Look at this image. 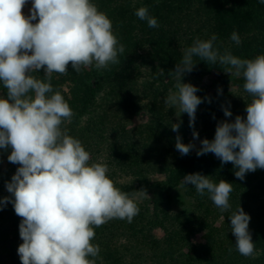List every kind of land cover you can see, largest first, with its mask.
<instances>
[{"label":"clouds","instance_id":"9594fccd","mask_svg":"<svg viewBox=\"0 0 264 264\" xmlns=\"http://www.w3.org/2000/svg\"><path fill=\"white\" fill-rule=\"evenodd\" d=\"M28 3L0 0V84L6 89V95H0V149H11L7 159L19 165L6 183L11 196L0 199V208L12 203L22 218L23 243L17 249L21 264H96L100 247L92 243L95 228L113 219L131 222L139 213L137 198L147 194L121 191L106 164L90 162L82 142L62 128L74 112L51 79L53 73L66 75L69 65L80 73L89 66L103 70L119 64L125 47L111 19L92 0H31L30 15H25L22 9ZM135 15L149 28L160 26L147 6L136 9ZM217 39L216 34L206 40L196 38L184 50L168 72L176 90H169L165 104L178 109L177 117L187 113L193 139H198L195 114L203 100L196 95L198 87L183 82L197 63L194 58L242 75L243 89L251 96L246 119L237 115L234 122H219L214 139H203L196 154L212 153L222 164L232 163L237 169L234 175L244 180L247 173L264 169V54L242 59L228 49L221 53L215 47ZM230 39L241 44L236 31ZM41 69L43 78L33 75ZM222 108L225 117L232 116L229 108ZM181 123L172 124V131L178 133ZM195 147L176 136L175 148L181 155ZM188 185L200 196L208 194L221 211L231 207L232 183L191 173L181 181V187ZM229 218L236 251L255 257L250 215L239 205Z\"/></svg>","mask_w":264,"mask_h":264},{"label":"trees","instance_id":"16d2710c","mask_svg":"<svg viewBox=\"0 0 264 264\" xmlns=\"http://www.w3.org/2000/svg\"><path fill=\"white\" fill-rule=\"evenodd\" d=\"M98 9L105 12L113 23V28L125 52L119 56L120 63L109 65L107 69L97 70L94 66L82 68L76 73L69 65L68 73H53L51 83L61 91L69 103L74 116L65 122L62 128L72 137L78 138L91 155L90 162L105 161L109 177L115 186L129 194L140 190L148 191L153 186L156 197L151 201L152 212L138 204L139 213L128 222L126 219H113L95 228L93 244L100 247L96 264H137L126 262L125 253H132L129 247L117 245L120 240H135L142 250L151 251L156 257L168 258L176 262L173 255L187 248L188 264H264V169L246 174L244 180L238 179L237 170L232 163L222 164L214 154L202 156L181 155L175 148V139L179 134L185 143L189 127V116L184 113L179 132L171 129V115L165 113L158 102L161 94L160 79L172 78L168 75L176 63L183 57L184 50L190 47L196 38L208 39L216 34L215 47L223 53L225 49L242 59H252L264 54V4L260 0H92ZM147 6L149 13L157 18L159 27L149 28L146 21L140 20L135 11ZM236 31L241 44L236 45L230 36ZM145 50L147 63L150 65V82L144 92L152 98L150 101V119L148 123L135 128L132 133L123 130L122 121H112L107 113L111 98H121L123 87L131 75L138 70L139 46ZM197 62L189 76L216 72L217 78L210 83L209 91L196 93L203 102L198 106L195 123L201 120L200 141L214 139L216 126L221 121L234 122L237 115L246 119V106L251 96L243 89V77L235 81L237 93L230 89L231 80L226 75L225 66ZM160 69L164 70L161 74ZM43 78L44 71H39ZM1 95L6 89L0 84ZM122 93V94H121ZM143 99L128 98L118 103L121 112L129 117L139 113V104ZM112 101V102H113ZM210 101V102H209ZM223 107L229 108L231 117H225ZM126 120V119H125ZM201 147V143L199 148ZM11 149H0V159L4 168H0V187L6 197L11 194L6 183L11 181L19 165L8 161ZM200 173L218 183L221 179L233 184L226 211L217 208L208 194L200 196L191 185L181 187L183 176ZM153 174L163 175V180L154 184L148 181ZM116 178H132L137 182L121 183ZM181 187L185 195L193 202L191 209L169 215L163 204L167 194ZM168 201L170 198L167 196ZM167 201V202H168ZM250 215L249 231L255 242V257H244L236 251V237L231 232L229 216L238 206ZM224 220L218 230L214 221ZM21 217L17 216L12 203H7L0 213V248H7L8 230L11 226L14 235L12 243L19 235ZM158 227L164 233L163 239L156 240L151 230ZM205 232V243L194 247L189 242L191 234ZM13 245V244H12ZM231 249V252H229ZM140 250L138 251V253ZM134 257L140 258L137 253ZM137 255V256H135Z\"/></svg>","mask_w":264,"mask_h":264},{"label":"rangeland","instance_id":"374dc122","mask_svg":"<svg viewBox=\"0 0 264 264\" xmlns=\"http://www.w3.org/2000/svg\"><path fill=\"white\" fill-rule=\"evenodd\" d=\"M30 9H31V0H29V3L22 9L23 13L25 15H30ZM34 21L33 23H35ZM140 50L138 52V70L134 71L131 75L132 79L129 80L127 85L123 87L122 94L119 98H111V104L107 108V113L109 114V117L112 121H122L124 128L123 130L125 132H130L135 128H138L139 126H142L146 123H148L150 119V113H149V108H150V101L152 98L148 96L147 92H144V87L146 86L151 80H150V65L147 63V60L144 59L146 57V49L144 50L141 45L139 46ZM33 75L37 76V78H40L39 72L38 73H33ZM217 73L212 71V72H206V73H201L198 76H189V75H184L183 76V82L185 83H191L192 85L198 87L199 91L200 90H207L209 91V85L211 82H213L217 78ZM228 78L231 80L230 84V89L232 93H237V88L235 85V81L238 79V76L235 75L234 70L232 72L226 73ZM160 90L161 94L158 98V102L160 105H162L164 112L169 113L170 107L165 104V99L169 93V90L171 89L172 91H175V80L173 78H164L160 79ZM1 95V93H0ZM133 98L135 99H143L140 104V110L139 113L133 117H129L124 115L121 112V109L119 107L118 103H122L123 99H128V98ZM113 101V102H112ZM173 109V108H172ZM178 109H173L172 115H171V122L172 124L177 123V122H183L184 118V113H182L179 117H177L176 112ZM126 119V120H125ZM182 124V123H181ZM180 124V125H181ZM194 129L196 132H198L199 136V131L201 129V120H198V122L194 123ZM188 143H193L195 144V148L189 153V155H194L196 150L199 149L200 146V138L198 139H193V128L188 127L185 135V144ZM101 163H105L103 159L100 160ZM0 168H4V162L0 159ZM163 175L159 174H153L148 177V181L152 184H154L156 181L163 180ZM121 183H126V184H133L136 185L137 182L134 181L132 178H116ZM147 195L139 196L137 198V203L140 205L147 206L149 208V211L152 212V203L151 201L155 199L156 195V189L152 186L150 190L145 191ZM167 196L170 198L168 201L166 198ZM165 198V203L162 205L163 208L167 211V213L171 216L180 213L182 210L185 209H191L192 207V200L188 198L185 193L184 189L181 187H178L172 191H170L167 194ZM6 197L5 191L0 187V199ZM168 201V202H167ZM3 206L0 208V213L2 210H4ZM223 218L220 217L217 220L214 221V229L218 230L223 222ZM5 228L8 230V246L6 249L0 248V264H21L20 257L18 255L17 249L20 244L23 243L21 237H19L17 240L15 239V242L12 243V240L14 238V235L11 233V226L6 225ZM151 236L153 239L156 240H162L164 237V233L162 230L158 227H154L151 230ZM189 242L191 245L194 247H199L205 243V232L203 231H198L190 235L189 237ZM13 244V245H12ZM119 248L121 249L122 246H127L129 247L130 251L132 253H137L140 258L134 257V254L132 253H125V259L127 260L126 262H137V264H188L186 263V253H187V248H183L180 252H176L173 257L176 259V262H172V260L168 258H161L160 255L156 257L154 256V253L151 251L147 250H142V246L139 245L138 243L135 242V240H130V243H127L126 240H120L117 244ZM140 252L138 253V251ZM137 256V255H135Z\"/></svg>","mask_w":264,"mask_h":264}]
</instances>
